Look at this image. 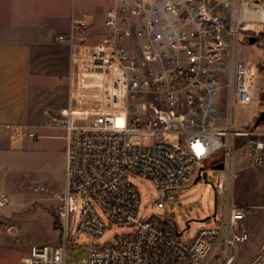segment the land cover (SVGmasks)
Here are the masks:
<instances>
[{"label":"built area","instance_id":"built-area-1","mask_svg":"<svg viewBox=\"0 0 264 264\" xmlns=\"http://www.w3.org/2000/svg\"><path fill=\"white\" fill-rule=\"evenodd\" d=\"M115 1L97 43L89 42L86 13L73 20L70 36L58 37L71 45L69 104L49 111L46 124L65 131L61 241L32 246L20 264H73L69 244L81 234L93 243L78 264H235L248 240L239 230L241 207L230 199L225 227L200 228L187 241L168 205L170 192L211 159L226 169L251 149L253 163L264 165V132L238 126L233 111L255 96L257 68L238 59L237 47L244 32H263L245 18L258 13L264 23V0ZM223 89L227 111L219 114ZM134 180L152 183L156 209L166 214L139 218ZM7 202L0 195V206ZM105 221L135 229L96 245ZM247 264H264V248Z\"/></svg>","mask_w":264,"mask_h":264},{"label":"rangeland","instance_id":"rangeland-1","mask_svg":"<svg viewBox=\"0 0 264 264\" xmlns=\"http://www.w3.org/2000/svg\"><path fill=\"white\" fill-rule=\"evenodd\" d=\"M80 1L84 3L89 0ZM98 2L105 4L103 0ZM82 13L99 18L96 25L101 26L102 15L86 9ZM66 51L69 56V46ZM255 51V54H251L244 48L243 55H247L252 63L259 64L260 72L264 70V54L257 48ZM262 81L263 76L260 74L258 85L256 83L255 87H261ZM225 90L227 89H223ZM259 93L250 103L237 102L233 111L238 126H252L261 133L264 132V122L260 127L254 125L264 110V89H259ZM218 108L219 114L227 111L223 102L218 103ZM11 132L16 135L15 131ZM61 134L59 129L51 128L46 136L38 137V143L37 140L16 142L15 137L13 139L7 134L1 136L0 195H5L8 202L0 206V264H20L21 257L27 254L32 246L58 244L61 241L56 225L57 212L66 185L62 167ZM32 144L35 145L31 146ZM251 153V149L238 151L226 169L210 170L207 182L204 179L197 180L198 170L193 171L182 187L170 192L175 196V201L168 205L170 217L177 221L179 230L187 241H192L200 228L225 227L228 219L227 203L230 199L241 207L245 219L239 222V230L248 232L249 240L240 247L235 264H247L264 248V165L256 166ZM215 164L217 163H214V159H211L204 162L202 167L211 169ZM134 182L141 192L139 218L145 220L152 214H166L165 211L156 209L160 198L152 183L147 180ZM153 197L155 199H152ZM214 214L216 217L210 218ZM79 216L78 212L77 222ZM105 222L106 234L94 242L96 245L112 241L117 234H130L135 229L132 224L110 225ZM91 243V238L81 234L78 240L69 244L68 261L73 264L80 263L87 257ZM248 248L250 251L244 262L242 258L246 253H243L247 252Z\"/></svg>","mask_w":264,"mask_h":264},{"label":"crops","instance_id":"crops-1","mask_svg":"<svg viewBox=\"0 0 264 264\" xmlns=\"http://www.w3.org/2000/svg\"><path fill=\"white\" fill-rule=\"evenodd\" d=\"M98 1L0 0V140L2 135L7 134L13 139L15 137L16 142L37 140L38 143V138L31 139L27 133L33 132L38 137H43L49 129H59L62 133L60 137L64 172L65 131L46 124L49 111L61 113L69 104L68 75L71 62L66 48L69 46L70 54L71 45L69 42H61L58 37L61 34L70 36L73 32V20L85 14L82 12L86 9L102 15L101 26H98L96 22L99 18L86 13L90 15L87 30L89 42L94 44L101 39L106 33V11L116 1L103 0L105 4ZM79 7L81 9L78 11ZM260 17L258 13H251L245 20L248 22L247 27L263 32L259 35L244 32L243 40L240 38L241 43L237 47L238 59L257 68L255 95L259 93V89H264V81L261 87H255L260 74L264 80V70L259 72L260 65L252 63L247 55H243V51L245 48L255 54L257 48L264 54V23ZM252 36L259 39L250 44ZM223 92L222 90L220 97L216 98L219 103H225ZM15 130L21 133L17 134ZM11 131H15L16 135L11 134ZM247 234L249 240V233ZM249 251L248 248L243 253H246L243 261L248 257Z\"/></svg>","mask_w":264,"mask_h":264},{"label":"water","instance_id":"water-1","mask_svg":"<svg viewBox=\"0 0 264 264\" xmlns=\"http://www.w3.org/2000/svg\"><path fill=\"white\" fill-rule=\"evenodd\" d=\"M258 37L257 36H252L250 37L249 39V43L250 44H253L255 42L258 41ZM264 122V110L261 112V114L259 115V117L257 118L256 122H255V127H259L260 124H262ZM225 169V165L224 163H218V164H215L211 167V169L209 170H206L204 168H201V170L198 172V177H197V180H200V179H204L206 182H207V178H208V172L210 170H218V171H221V170H224ZM216 217V214H214L212 217L210 218H215ZM209 219V218H207Z\"/></svg>","mask_w":264,"mask_h":264},{"label":"trees","instance_id":"trees-1","mask_svg":"<svg viewBox=\"0 0 264 264\" xmlns=\"http://www.w3.org/2000/svg\"><path fill=\"white\" fill-rule=\"evenodd\" d=\"M56 223H57V224H56V225H57V230H59V224H58V220H57V222H56Z\"/></svg>","mask_w":264,"mask_h":264},{"label":"flooded vegetation","instance_id":"flooded-vegetation-1","mask_svg":"<svg viewBox=\"0 0 264 264\" xmlns=\"http://www.w3.org/2000/svg\"><path fill=\"white\" fill-rule=\"evenodd\" d=\"M209 169V168H208Z\"/></svg>","mask_w":264,"mask_h":264}]
</instances>
